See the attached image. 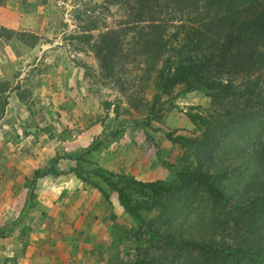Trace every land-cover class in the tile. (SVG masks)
Instances as JSON below:
<instances>
[{"label": "rangeland", "instance_id": "rangeland-1", "mask_svg": "<svg viewBox=\"0 0 264 264\" xmlns=\"http://www.w3.org/2000/svg\"><path fill=\"white\" fill-rule=\"evenodd\" d=\"M0 1H3L1 6L7 7L8 0ZM15 1L16 6L9 9L21 19L12 28L0 26V49L5 58H10L12 52L15 57L27 48L29 55L24 54L29 56L31 64H36L26 71L27 77L15 75L9 80L0 79V264H18L15 262L18 252L25 251L31 253L28 256V264H31L33 256L44 253L41 246L54 240L51 235L61 232L68 235L63 239H68L65 246L71 255L67 264L131 260L135 246L129 242L132 239L129 230L136 228V221L119 204L116 194L94 173L100 169L119 185L124 184L122 179L126 177L138 182L158 181L175 189L188 185V192L194 194L197 182L178 174L189 159H181L183 153L176 137L195 138L202 134L205 128L195 113L206 116L212 126L218 125L220 120L226 123L224 129L230 133L228 138L216 135L217 144L211 155L207 154L213 156L208 171L214 174L218 167L225 169L230 175L228 189L236 187L238 193L232 200L236 207L230 216L225 213L231 209L230 204L211 216L212 202L205 199L199 209L201 212L194 211L189 222L181 227L191 232L186 235L183 231V239L223 249L220 257L225 264L230 261L264 264V256L250 262L238 252L254 253L260 249L264 254V246L256 248L264 238V229L253 226L254 221L264 224V208L252 215L248 202L259 195H246L243 187L246 180L261 177L257 170L264 156L256 157V152H264V132L260 139L248 140V130L260 131L264 111L258 110L245 132L238 134L234 128L241 127V121L229 119L234 114L235 98L231 101L226 96L212 102L203 91L190 88L179 79L163 91L154 82V72L149 75L148 68L153 64L157 68L166 65L165 71H168L185 62L192 66L191 72L194 71L186 80L194 76H207L212 80L227 78L219 59L206 69L196 66L198 59L208 51L207 45L197 37L202 34L203 39V34L210 32V17L206 12L185 14L170 4L157 15L147 13L135 21L129 7L132 0ZM154 1L162 5L164 2L149 0V3ZM200 2L202 4L203 0ZM213 2L219 3V9L226 1ZM213 2L209 6L210 14L216 9ZM229 2L233 5L232 11L221 10V16L235 18L244 0ZM180 3L186 7V0ZM149 21L154 25L148 30L155 38V59L147 57L148 46L136 34L139 25ZM156 23L159 26H155ZM260 36L261 33L256 32V37ZM9 38V42H3ZM108 39L115 49L120 47L118 58L114 57L109 63L116 64L109 75L104 73L107 61L98 49L101 41ZM163 40L168 46L165 50L159 45ZM109 46L114 51V47ZM261 48L264 51L263 42ZM10 93L13 98L4 114L6 97ZM23 140H30L36 148L23 150L25 159L18 162L16 150L23 146H12ZM246 151L251 156L244 154ZM53 158H57L55 170L63 174L45 181L50 188L43 190L32 174L23 180L22 188L14 185L12 176L16 170L30 167H34L33 171L43 170ZM44 159L45 164H41ZM63 159L66 161L60 162ZM75 165L82 167L85 179L69 173ZM99 190L106 191L109 200ZM29 191L34 193L32 200L27 197ZM130 192L135 212L144 221L156 218L166 206L165 197H160L158 205L148 206L144 202L146 197L137 188H131ZM95 195L102 203L99 212L105 213L107 208L110 213V219L106 217L107 225H100L106 232L104 237L97 240L84 235L74 227L75 223L66 224L68 228L57 223L61 211L66 208L75 212L74 217L78 213L84 215L89 211L87 202L92 197L95 199ZM21 212L24 217L20 219ZM99 218L100 215H96L95 219ZM7 223L9 227L2 232ZM125 236L129 239L123 238ZM185 248L180 264L183 261L197 264L202 259L199 248L190 245Z\"/></svg>", "mask_w": 264, "mask_h": 264}, {"label": "trees", "instance_id": "trees-1", "mask_svg": "<svg viewBox=\"0 0 264 264\" xmlns=\"http://www.w3.org/2000/svg\"><path fill=\"white\" fill-rule=\"evenodd\" d=\"M132 1L129 7L133 11L132 16L135 21L140 16H146L147 13L154 12L157 15L164 7L167 8L170 4L174 5L176 11H185V14H199L203 10L206 12L210 17L208 22L210 32L204 33L203 39L201 37L202 34H197V37L198 39L200 38L201 43L207 45L206 48H208V51L203 55L201 60L198 59L196 66L200 69H206L214 60L219 59L220 66H223L222 71L227 75V78L212 80L207 76H202L201 78L194 76L190 80L192 83H190L189 80H186V77H190L194 71L191 72L192 66L187 65L185 62L179 63L176 67H172L168 71H165L166 65L157 68L156 64H153V66H149L148 68L150 70L149 75L154 72V82L157 84L158 89L163 91L167 90L179 79V81L181 80L189 85L190 88L203 91V94L208 96L212 102L213 100L222 99L226 96L231 101H234L235 98V101L232 103V112L234 114L230 115L229 119L232 122L240 123L241 121V127H238V129L236 127L234 130L238 134L239 132L243 134L247 124L255 117L256 112L258 110L264 111V51L261 48V42L264 43V0H244L242 6L237 10V16L235 18L221 16V10L224 12L232 11L233 5L229 1L234 0H216L226 1L219 9V3H214L213 0H203L202 4L200 0H186V7L182 6L180 3L181 0H164L163 5L156 1L149 3V0ZM2 2L0 1V3ZM212 2L216 5V9L210 14L209 6ZM179 5L181 8H178ZM152 25L150 21L142 26L139 25L136 34H139L143 44L148 46L147 57L155 59L157 53V48H155V44L153 43L155 38L148 30ZM155 26H159V24L156 23ZM256 32L261 33L260 38L256 37ZM101 42L98 49L103 59L107 61L104 64L103 70L105 74L109 75L110 73L112 74V69L116 67V64L109 63L113 61L114 57L118 58L120 47L119 49H115V45H113L111 39ZM109 45L114 47V51L110 49ZM159 45L162 50L168 48L165 42ZM131 50L133 49H129V51ZM138 54L141 53L138 51ZM229 113L231 114V110ZM195 117L205 128L202 134L195 138L177 136L176 139L183 153L181 159H189L188 164L182 166L178 174L184 175L188 180L193 179L197 182V186L194 189L196 190V194L188 192V185L175 189L173 186L158 181L138 182L132 177L123 178L122 182L124 181V184L119 185L111 180L110 176L102 170L98 169L95 171L94 175L98 176L116 194L119 204L126 212L134 217L137 224L136 228L133 227L129 230L132 239L128 238L130 235L123 237L129 239V242L131 241L135 246L133 258L128 261L113 260L106 264H180V257L185 254V247L188 245L192 248H199L202 253L200 254L202 259L197 264H225L220 257L224 251L223 249H213L206 242L202 243L200 241L183 239L185 238L183 231H186V235L191 234V232L188 229L182 230L181 227H183L184 223L189 222V216H192L191 214L194 211L201 212L199 209L202 207L205 199L212 202L213 210L211 216H214L215 211H223L224 206L227 204H230L231 209L225 210L226 212H224L227 216H230L236 207L235 204H232V200L238 193L236 187H232L231 190L228 189L227 183L229 182L228 177L230 175L226 173L225 169L218 167L214 174L208 171V165H210L213 159V156H210L211 151L214 149L215 144H217V136L220 138L225 135L228 138V134L230 133L227 132V128L224 129L226 123L220 120L218 125L215 124L212 126L206 116L195 113ZM260 121L262 122L260 131L254 130L250 132L248 130V140L253 137L260 139L263 135L264 120ZM241 128L244 129L240 131L239 129ZM254 144H256V141ZM209 153L210 155H207ZM244 154L247 155L248 151L244 152ZM256 155V157L264 156V152H256ZM72 156L76 157V154H72ZM248 156L251 155L248 154ZM77 157H79V154ZM263 159L264 157L260 159L259 162L261 165L258 166L259 168L257 170L259 173L257 175L261 177L258 179L252 177L246 180L243 186L246 195H251V193L259 195L255 198L253 196L252 200L248 202L250 203L249 209H251L252 215L264 208ZM56 161L57 158H53L43 170H34L32 173L33 177L38 178L47 173L57 175L59 172L54 168ZM81 170V166L75 165L70 168L69 173H73L79 179H85L86 175ZM131 188H137L146 197L144 202L148 203V206L158 205L161 202V196L165 197L164 204L166 206L159 212L156 218H151L148 221L142 220L136 214V208L132 205L134 197L130 192ZM101 192L105 199L109 200V194L106 191ZM27 197L32 200L34 193L29 191ZM19 217L21 219L23 214H20ZM253 226L264 229V224L257 221L253 222ZM8 227L9 225L4 226L2 232ZM262 246H264V238L260 240L256 248ZM259 251L260 249H257L254 253H251L238 250L241 253L240 256H246L250 262H255L257 258L264 256ZM236 262L238 261H230L229 264H238ZM182 264L187 263L183 261Z\"/></svg>", "mask_w": 264, "mask_h": 264}, {"label": "crops", "instance_id": "crops-1", "mask_svg": "<svg viewBox=\"0 0 264 264\" xmlns=\"http://www.w3.org/2000/svg\"><path fill=\"white\" fill-rule=\"evenodd\" d=\"M7 3H8L7 7L0 5V26H3V27L8 29V28H12L13 26H15L21 18L18 17L15 14V12L11 11V9H9V8H14V6H16V1L15 0H8ZM1 40L2 39H0V41ZM10 40H11V38H9L8 40H5L3 42H9ZM27 51L28 50L26 48L24 53L28 54ZM12 53L9 56L10 58H5L6 55L4 53H2V51L0 49V79H3L4 81L9 80L11 78H14L15 75H17L18 78L22 77V75H25L27 77L28 73L26 71L29 69V67H32L34 64H36V63L31 64V62L28 61L29 56H27V54L23 53L21 55L19 54V55L13 57ZM23 81H24V79L23 80L20 79V82H23ZM12 98L13 97H12L11 93L6 97V99H8V101L4 106V114L7 113L6 111H7V108L9 107V105L11 104L10 100ZM18 144L20 146L22 144V146H23L22 149L18 148L16 150L17 155H18L17 159L19 160L18 162L23 161L25 159V151L22 152L23 150H29V149L36 148L33 144L30 143V140H27V141L23 140L21 143L19 142V143L13 144L12 147H15V146L17 147ZM34 157L36 159L35 155H34ZM64 160L65 159L61 160L60 162H62ZM44 161H45V159L42 161L41 164H45ZM45 167H47V166L45 165L44 168ZM33 168L34 167L19 168V170H16V174L14 176H12V178L15 181L14 185L16 184V186L22 188L23 180L25 178L31 177L30 175L33 173ZM61 168L62 167L60 164L59 169H61ZM57 172H59L57 175L51 176L50 173H47L41 177L36 178L38 181L37 183L40 182L41 183L40 187H42L43 190H47V188H50V186L48 185L49 182L47 183L45 181H47L49 178H54L53 176H56L55 179L62 177L63 172L61 170L60 171L57 170ZM59 185L60 184H58V187H59ZM80 187H82V186H80ZM93 199H94V197H92L87 202L89 211H85L84 215L78 213L77 216L74 217L75 212L68 211V208H66L65 211H61L59 218L57 219V223L58 224L62 223V224H64L65 227H67L66 224L70 225V223H75L74 227H78L80 230H82L85 233L84 235H88L89 237H91L93 239H97V240L104 237L106 235V232L103 228H101L100 225H102V224L107 225L106 223L109 220H107L106 217H108L110 219V216H108L110 213L108 212L107 208L104 209L105 213H104V211L102 213H100L99 212V206L102 204L100 201V198L95 195V199L94 200ZM42 203L46 205L47 202H42ZM19 214H23V212H21ZM96 215H100V218L95 219ZM102 216H104V217H102ZM23 217H24V215H23ZM47 220H48V218L46 217L45 221H47ZM6 225H9V224L7 223ZM56 234H57L56 236H55V234L51 235L52 238H54V240L52 242H46L41 246V248L44 247L43 248L44 253H37L35 256H33L30 259L31 264H67L68 263L67 261L71 259L70 258L71 255L68 253L69 252L68 247L65 246V243L67 242L68 239L63 241V239L66 238L68 235L66 234V236H65V235H63L62 232L59 234L58 233H56ZM14 239H16V238H14ZM92 243H93V241H92ZM29 248L30 247H28V249ZM81 250L84 251L83 248ZM81 253L79 255H81ZM30 254L31 253L27 252V251H25L24 253L18 252L17 257L15 259V262L18 264H28V256ZM77 254H78V252H77ZM82 255H84V254L82 253Z\"/></svg>", "mask_w": 264, "mask_h": 264}]
</instances>
